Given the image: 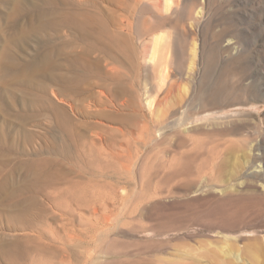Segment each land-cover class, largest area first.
<instances>
[{
    "label": "rangeland",
    "instance_id": "1",
    "mask_svg": "<svg viewBox=\"0 0 264 264\" xmlns=\"http://www.w3.org/2000/svg\"><path fill=\"white\" fill-rule=\"evenodd\" d=\"M56 1L0 0V175L12 184L0 195V241L20 238L29 250L40 245L54 254L46 258L67 264H264V97L231 104L227 118L201 111L167 122L190 89L206 95L221 89L222 102L234 99L229 88L237 93L255 85L264 92V0H207L198 23L200 0H171L172 25L145 40L134 34L135 48L117 51L116 59L97 51L107 75L91 76L85 95L61 98L53 93L61 86L49 77L20 73L52 52L55 29L42 27L51 14L40 20L39 12L67 6L68 0ZM101 4L117 15L114 1ZM62 34V41H79L72 30ZM229 39L237 44L226 52ZM56 61L63 64L59 72H69L66 55ZM115 79L130 87L117 98L103 87L114 88ZM90 94L107 106L84 97ZM52 104L67 109L72 135L88 143L92 158L79 157L78 145L68 144ZM36 170H53L65 189L70 184L71 206L53 205V187L45 181L32 191ZM23 186L29 190L8 196ZM33 196L32 209L14 205L30 204ZM24 207L33 228L11 215Z\"/></svg>",
    "mask_w": 264,
    "mask_h": 264
},
{
    "label": "bare ground",
    "instance_id": "2",
    "mask_svg": "<svg viewBox=\"0 0 264 264\" xmlns=\"http://www.w3.org/2000/svg\"><path fill=\"white\" fill-rule=\"evenodd\" d=\"M104 1L115 2V4L118 7L117 15L111 13V11L106 9L101 4ZM206 1L207 0H200V4L198 5V7H196L195 16L193 17V21L195 23H198V21H200V19L204 18V16L206 15L208 11V6H207L208 3ZM48 2L53 5L57 3L56 0H48ZM171 2H172L171 0H166V6L165 8H163L161 6V0H85V1L68 0L65 2L67 5L65 6V9L58 11L52 9L48 11L41 10L39 12L40 20H42L48 14H51V18H49V20L42 27L51 25L55 29L54 31L55 42L53 45L54 47L52 49V52L51 51L44 52V54L39 55L37 58H34L32 62H30L26 66L24 65L25 67L20 71V73H22L23 75H27L28 77H33V75L34 74L36 75L37 73L38 74L40 73L41 76H45L47 78L49 77V79H51L55 84H59L61 86L60 88L58 87L57 90L53 91L54 95L57 98L64 97L65 95H68V93L72 91L79 95H85L87 90L89 89L88 86H85V84L88 82L91 76H100L104 78L107 75V73L103 69L102 58L95 57L93 55L97 51H100L102 53L104 52L105 54L109 55L111 57L110 59L112 58L116 59L117 51H123V50L130 51L135 48V45L133 43L134 34L138 36L137 38L145 40V36L148 35L149 33H152L158 29H162L169 25H172V21H173L172 15L176 12V9L173 7L175 2L173 1L172 4ZM65 28L72 30L77 35V37L79 38L78 43L80 45H78V43L74 44L73 40H64V41L60 40ZM125 29L128 31L126 32ZM81 43H84V45L81 46ZM236 44L237 41L233 39H229L226 42L224 50L226 52L234 50L236 48ZM63 54L66 55V58L68 60V64H67V69H69L68 73H64L65 72L64 70H63L64 72L62 73L59 72L61 69H63V64L61 65L60 63H58V61H56L57 58L62 56ZM191 75H193V73H191ZM114 83H115L114 88H110L106 84L103 85L105 91L110 93V95H112L114 98H117L122 94H125V92L128 91L130 88L127 84L119 82L117 79H115ZM232 89L234 88H229L227 89V91H229L230 95H232L234 99H231L230 101L224 100V102H222L221 97L219 96L221 95L222 92L221 89L215 92H210V94L208 95H206V92H204V90H202V92L200 93L199 91L196 92V90L190 89V93H188V95L183 96V98H181L180 101L174 104L173 105L174 108L172 110L168 109L169 120L167 122L169 123L171 121L175 122L176 119L174 121V117L177 114L180 115L183 114V116H186L185 113L191 112L192 115H195L201 111L204 112L213 111L210 113H216L214 115L215 118H224L228 116V114L234 113V111H230L228 113L225 112L224 110L226 107L230 106L231 104L241 105L246 102L255 100L257 98L264 97L263 94L264 92H259L260 90L255 85L238 89L236 90L237 93ZM172 90H173V86L170 87V89L168 90L169 92L164 96V98H161L162 101L163 100L166 102L169 101L168 100V98L170 97L169 93H171ZM84 97L93 98L95 101L100 100L103 106H107L108 104L107 101H101V99L98 96L96 97L95 94H90ZM233 100L234 102H232ZM164 101L162 103H164ZM191 105L192 107H190ZM44 106H46L45 103ZM72 107L74 106L72 105ZM52 108L55 115L57 116V125L65 128L68 133L69 136L68 144L78 145L77 147L81 149V151L79 152V157H87L88 159L92 158L93 150L91 151V153L87 152L88 143L87 142L78 143L74 138V136L77 137L76 133H73L72 135L71 132L72 117L70 116L67 109L62 105H55V104H52ZM99 112L101 115L107 116L108 117V118L106 117L107 119L111 118L117 121V117L114 114L110 112L105 113L104 111H99ZM190 116H188V118ZM92 117H94V115H92ZM185 118L186 117H184V119ZM197 118L199 119V117H196L195 119ZM178 119L179 117L177 118V122H179ZM173 122L171 124L174 125ZM78 135L80 137L81 133H78ZM91 144L92 146H95L96 142H91ZM251 149H253V147ZM102 154L100 155L102 156ZM100 157L98 156L97 159H99ZM112 158L110 156L109 160ZM35 163L36 161H31L27 164V166H31L33 169V165ZM35 174L37 176V180H35V182L31 186L29 185L30 188H32V191H35L37 189L38 184L41 181L42 182L45 181L46 183H48L50 187H53V191L50 190L49 192L52 196H54L53 205H55L56 207L71 206V202L74 199L70 196L69 194L70 192L67 190L69 189L68 188V186L70 185L69 183L67 189L63 188L62 186H58L57 177L53 170L44 171V172H40L39 170H36ZM10 180L11 178H9L7 175L4 176L0 175V195L4 194L6 191H8V188H10V186L12 185ZM24 190H29V189L27 188V186L12 189L10 193H8V196L12 197L13 199L15 198L18 192H19L18 193L19 196L22 193H24L23 192ZM58 196L60 197L65 196L67 200L65 201L62 200L63 201L62 202L59 199H57ZM73 196H74V192H73ZM74 197L76 198V195ZM36 198H37L36 196H33L30 204L28 203L22 204L21 202L18 201L14 205H16V207L27 206L28 208H31L33 205L36 206L38 204L37 202L38 200ZM19 209L21 210L20 211L18 210L19 212L17 214H16L17 211L15 212L13 211L14 214L11 215H13L14 219L17 216L19 220H21L20 221L21 223L23 220L22 225L23 224L24 226L29 225L31 227L32 223H26L25 220L26 218L25 211L28 209L25 207L24 209L23 208H19ZM15 220L17 221L18 219L16 218ZM31 228H33V226ZM24 230L27 229L23 228L22 231ZM19 239L17 238L14 239L13 241H11L10 239V241L8 242H4L1 239L0 259L1 258L5 259L4 262L5 264H67L70 262L69 259H65V258H62V260L60 259L58 261L52 260L51 256L49 257V255L53 253L45 250L44 247H40V245H36L35 247H33L34 249L31 248L29 250L28 249L29 247L28 248L24 247L23 246L24 244L21 242L22 240L20 239L21 241H19ZM34 252H36L38 255H42V257L37 256L38 257L37 258ZM44 253L46 254L44 255ZM47 254H49L48 258H46ZM67 256L69 257V255Z\"/></svg>",
    "mask_w": 264,
    "mask_h": 264
}]
</instances>
